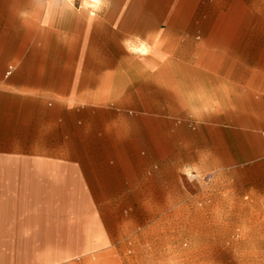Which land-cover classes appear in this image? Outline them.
I'll return each instance as SVG.
<instances>
[{
    "label": "crops",
    "instance_id": "0c3cea01",
    "mask_svg": "<svg viewBox=\"0 0 264 264\" xmlns=\"http://www.w3.org/2000/svg\"><path fill=\"white\" fill-rule=\"evenodd\" d=\"M184 14L174 0H0V264H42L77 189L78 141L110 110H142L129 99L180 94L182 172L264 198V114L238 105L252 73L157 67L172 61L158 45L193 38Z\"/></svg>",
    "mask_w": 264,
    "mask_h": 264
},
{
    "label": "rangeland",
    "instance_id": "374dc122",
    "mask_svg": "<svg viewBox=\"0 0 264 264\" xmlns=\"http://www.w3.org/2000/svg\"><path fill=\"white\" fill-rule=\"evenodd\" d=\"M174 5L184 8L193 38L157 46L172 55L157 63L160 72L252 73L254 92L238 95V105L264 114V0ZM180 96L129 99L142 110H110V125L81 136L77 189L62 195L70 204L60 207V237L44 239L42 264H264V198L182 172L180 117L191 111Z\"/></svg>",
    "mask_w": 264,
    "mask_h": 264
}]
</instances>
